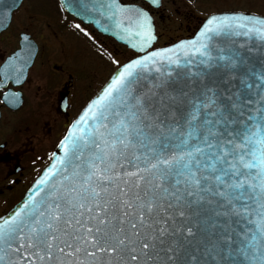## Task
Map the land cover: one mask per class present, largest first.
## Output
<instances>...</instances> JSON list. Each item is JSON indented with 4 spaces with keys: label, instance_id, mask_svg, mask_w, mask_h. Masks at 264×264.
<instances>
[{
    "label": "snow or ice",
    "instance_id": "1",
    "mask_svg": "<svg viewBox=\"0 0 264 264\" xmlns=\"http://www.w3.org/2000/svg\"><path fill=\"white\" fill-rule=\"evenodd\" d=\"M81 10L133 48L156 39L141 8ZM239 37L264 51V17L211 15L119 67L68 127L46 188L0 218V264H264V56Z\"/></svg>",
    "mask_w": 264,
    "mask_h": 264
},
{
    "label": "rangeland",
    "instance_id": "2",
    "mask_svg": "<svg viewBox=\"0 0 264 264\" xmlns=\"http://www.w3.org/2000/svg\"><path fill=\"white\" fill-rule=\"evenodd\" d=\"M221 9H243L264 14V0H164L159 12L163 16L156 14L160 34L156 44L169 42L193 31L207 13ZM21 31L31 33L40 43V50L45 52L43 56H50L51 61L56 63L62 64L63 61L72 72L77 71L71 93L73 114L117 64L134 54L114 39L92 31L91 27H85L61 12L57 0H25L13 15L9 27L0 34V51H10L16 47ZM30 76L33 84L29 96L33 99L34 93L38 94L35 90L41 86L46 88L48 80L40 64L32 68ZM35 77L42 80L35 81ZM62 78L66 79L67 75H62ZM63 123L64 119L61 118L55 122L54 141L59 137L57 132L63 133Z\"/></svg>",
    "mask_w": 264,
    "mask_h": 264
},
{
    "label": "flooded vegetation",
    "instance_id": "3",
    "mask_svg": "<svg viewBox=\"0 0 264 264\" xmlns=\"http://www.w3.org/2000/svg\"><path fill=\"white\" fill-rule=\"evenodd\" d=\"M153 12L156 15L160 10L154 9ZM37 43L38 51L30 67L24 74L18 71L23 64L22 59L18 58L14 62L15 67L8 72L6 82H3L5 71L2 67L19 46V39L12 50L0 51V215L24 195L79 111L72 113L74 104L71 93L77 71L72 72L63 61L60 64L51 61L50 56H43L45 52L40 50L41 45ZM37 64L41 65L48 83L46 88L41 86L36 89L38 94L34 93L32 99L29 96L33 84L30 73ZM62 75H67V78L63 79ZM36 79L42 80L41 77ZM58 118L64 119V131L62 134L57 132L59 137L54 141V124Z\"/></svg>",
    "mask_w": 264,
    "mask_h": 264
},
{
    "label": "water",
    "instance_id": "4",
    "mask_svg": "<svg viewBox=\"0 0 264 264\" xmlns=\"http://www.w3.org/2000/svg\"><path fill=\"white\" fill-rule=\"evenodd\" d=\"M59 1L61 3L62 7L66 11H68L70 14L75 16L76 18L81 19L85 23L92 24L102 34L113 36L117 41L126 44L128 47L132 48L133 50H135L136 52L139 53L138 55L132 57L131 59H134V58H136L138 56L144 55L145 53L150 52L153 49L161 48V47H170L171 45L176 44V43H178L181 40H186V39L193 38L195 36V34L199 31L200 27H202L203 24L206 22L207 18L209 16H211V15H214V14H230V13H234V12H239V13H244V14H250V15L264 17V15H262V14H259V13H256V12H251V11H243V10H224V11L212 12L203 20V22L197 28V30H196V32L194 33L193 36L179 39V40H177V41H175V42H173L171 44L165 45V46L153 47V44L156 41L157 36H156V33H155V24H154V20H153V16H152L151 12L147 8H145V7H143V6L139 5V4L126 3V2H123L122 0H118L119 3H122V4H124L127 7H130V8L134 7V8L143 9L144 11L148 12L150 17L152 18L154 35L156 36V39L153 40L151 42V44H149L146 48L141 49V48H133L131 43L129 42V40L121 39L120 35H118L116 30H114V28L112 27L111 22H110L108 17L102 16V15H99V14H93L91 16V18H89V14L87 12H84L83 10L77 11V7H78V5H80L82 3V0H59ZM146 1H148L149 3L152 4L151 0H146ZM161 1L162 0H159L158 4H152V5L155 6V7H159L161 5ZM21 2H22V0H0V31L5 29L9 25V23L11 21L13 10L16 9L20 5ZM105 29H107V30H105ZM237 39H238L239 42H243L246 47H249V48L253 49V54L252 55H253L254 59L258 60V59L261 58V56H264V51H261V41L259 39H256V38L248 39V38H244V37H239ZM20 43H21L20 48H18L13 53V55L11 57H13L15 55V56H17V58L20 57V58H22L24 60L23 71H22V73L24 74L25 71L27 70V68L31 65V63L33 61V58H34L35 53L37 51V44L30 37V34L26 33V32H22L21 33ZM131 59H129V60H131ZM129 60L125 61L124 63H127ZM124 63H122L119 67H121ZM119 67H117L114 70V72L111 74V76L108 78V80L97 91V93L92 97V99H94L96 97V95H98V93L103 89V87L106 86V84L110 81L112 75H114L116 73V71L118 70ZM147 75L149 76V78H151V76H152L151 73H148ZM86 105L84 107H86ZM82 110H81V112H82ZM81 112L78 114V116L81 114ZM78 116L73 121H75L78 118ZM65 135H64V137H65ZM63 152H64V149L60 146V142H59V144L56 146V148L54 149V151L52 153L51 161L42 169L41 173L34 180V182L31 184V186L28 188V190L26 191L24 196L19 201H17L14 204V206H12L7 212L2 214L0 216V218L7 217L9 214H11L18 206L23 204L24 200L28 199L30 194H32L33 192H37V189L43 190V189L46 188V185H44V184L38 185L36 188H34V185H36V181L43 175L44 171L53 164V162L55 160V156H60V155L63 154ZM53 175H55V174H53ZM37 195H39V192H37Z\"/></svg>",
    "mask_w": 264,
    "mask_h": 264
}]
</instances>
